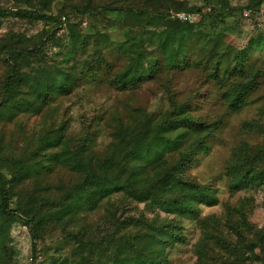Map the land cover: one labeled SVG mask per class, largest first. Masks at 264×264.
<instances>
[{"label": "rangeland", "instance_id": "rangeland-1", "mask_svg": "<svg viewBox=\"0 0 264 264\" xmlns=\"http://www.w3.org/2000/svg\"><path fill=\"white\" fill-rule=\"evenodd\" d=\"M86 1L0 0V7L44 10L45 13L61 17L65 22L70 20L79 32H95L91 24L96 23L101 32H109L115 38H118L116 34L122 35L130 29H136L131 21L115 24L116 20L123 19L122 12L106 13L103 16H107L108 21L99 17L92 23L88 16L79 14V9ZM143 1L150 0H94V4L127 6L133 3V6H138ZM224 1L226 6L217 0L212 3L207 0H168L154 6L153 2L148 4L149 11L161 6V11L167 10L180 22L198 25L196 32L188 36L192 39L179 45L177 62L189 61V69L162 73L158 79L146 82L133 93L118 92L105 83L97 85L84 80L86 82L77 87L71 96H54L41 113L27 111L13 119L9 118V114L1 116L0 173L12 185L14 195L10 209L25 210L35 221H41L40 237L37 239L38 264H54L55 259L63 261L67 258L68 264H112L115 259V240L117 242L122 233H127L130 238L139 234L143 228L136 221L141 217L163 224L176 222L181 228L183 241L167 246L164 251L165 258L171 264H196L200 248L197 247L208 231L205 226L219 225L222 228L232 219L240 220L238 211L247 213L249 222L264 232V185L233 190L234 179L228 171L239 163L236 153L241 146H264V0H259L256 8L249 6H254L257 0ZM178 2L185 3L188 10H176L174 4ZM192 10H198V13H191ZM179 14H186L190 20H181ZM50 30L51 26L44 22L8 18L1 23L0 41L15 35L39 41ZM68 31L65 25L57 33V39L48 40L37 58L28 62L29 65L23 63L31 85L36 86L40 80H44L40 75L42 72L49 80L62 81L59 72L66 67L61 64L62 56L65 51H71L73 45ZM149 45L150 52L159 53L155 42ZM248 48L249 60L261 70V76L249 94L248 104L240 111L232 112L224 100L227 88L206 81L208 72L202 65H192L191 61L197 64L196 61L208 60V57L215 55L216 59L223 56L227 62H231L238 50ZM118 57L114 51L108 56L115 61L116 70L124 67L121 60L117 61ZM71 61L76 63V57H71ZM6 73V66L0 59V89ZM175 93L179 103L192 100L194 117L215 123L218 127L209 140V151L199 152L185 171L187 179L195 182L214 199L212 204L197 205L198 219L202 223L192 216L180 217L168 213L163 207L150 202L139 203L124 193L103 200L94 211L65 213L63 208L70 202L67 200L68 193L85 179L84 173L71 170L74 161L71 153L79 151L78 147L85 144L89 150L80 151L84 161L92 160L94 171L99 173V164L112 155L110 114L122 110V106L136 105L143 107L155 120H160L172 111L170 95ZM59 134L64 137L65 144L55 150H45L46 142ZM64 149L70 153L67 162H54L46 156L54 152L61 154ZM173 156L174 153L165 151L163 161H171ZM154 163V158H149L148 169L139 183L143 187L139 189L151 188L155 183L153 177L158 163ZM166 197L173 198L175 194L173 191L167 192ZM76 233L84 234L85 240H91L94 246L91 254L89 251L84 252L86 260H81L74 253L76 244L69 235ZM236 239V236L231 235L229 241L235 243ZM33 242V234L23 219L15 215L0 217V264H31ZM259 246L262 248L257 251L264 256V243ZM217 252L220 256H226L220 246Z\"/></svg>", "mask_w": 264, "mask_h": 264}, {"label": "trees", "instance_id": "trees-1", "mask_svg": "<svg viewBox=\"0 0 264 264\" xmlns=\"http://www.w3.org/2000/svg\"><path fill=\"white\" fill-rule=\"evenodd\" d=\"M164 1L168 0L143 1L138 6H133V3L127 6H99L94 4V0H87L79 9V14L88 16L92 23L99 17L108 21V17L103 15L114 12L124 14L123 19L116 20L115 24L132 22L133 28L136 29H130L122 35L116 34L118 38L109 32H101L96 23L91 24L95 32H79L75 25H71L70 20L65 22L61 17L45 13L44 10L0 7V26L2 21L8 18L44 22L51 26L46 37L39 41L28 40L22 35L0 41V59L7 69L0 89V118L9 114V118L13 119L27 111L41 113L54 96L69 97L86 81L97 85L105 83L115 91L133 93L146 82L158 79L162 73L189 69V61L177 62L179 45L192 39L188 36L196 32L198 25L180 22L167 10L161 11V6L155 11L147 9L151 2L154 6ZM207 1L212 3L214 0ZM217 1L227 5L224 0ZM184 4L178 2L174 6L178 11H187L188 6ZM258 4L259 0L249 8H256L255 5ZM191 13H198V10H192ZM65 25L69 28L68 33L73 45L71 51H65L62 56L61 64L66 66L59 72L62 81L49 80L42 72L40 75L44 80H40L36 86L31 85L23 63L29 65L28 62L37 58L48 40L57 39V33ZM151 42H155L158 54L150 52ZM249 49L238 50L231 62H227L223 56L216 59L215 55L208 57V60L196 61L197 64L191 61L192 65H202L208 72L206 81H213L221 88H227L224 100L232 112H238L248 104L249 94L261 76V70L254 67L249 60ZM112 51L118 54L117 61L121 60L124 64L119 70L114 67L115 61L108 58ZM91 54L92 56L86 59ZM74 56L76 63L71 61ZM175 95L176 93L170 95L172 111L160 120H155L143 107L136 105L122 106V110L110 114L109 121L113 128L112 155H108L99 164V173L94 171L92 160L84 161V155L80 151L89 150L85 144L78 147L79 151L71 153L74 158L71 170L84 173L85 179L68 193L67 200L70 202L63 208L65 213L94 211L103 200L124 193L139 203L150 202L154 206L163 207L168 213L180 217L192 216L199 220L197 205L212 204L214 199L195 182L187 179L185 171L192 165L199 152L209 151V140L218 127L215 123H207L199 117H194L192 100L179 103ZM251 127L254 128L253 125ZM61 128L63 130L64 126ZM62 144H65L64 137L59 134L46 142L45 150L58 149ZM165 151L174 153L171 161H163ZM69 154L64 149L61 154L54 152L46 156L54 162H67ZM263 156L264 146L257 148L243 145L238 149L236 157L240 161L228 169L234 179L233 190L264 185ZM152 157L155 163H158L155 168L156 175L153 177L155 183L151 188L139 189L143 187L139 183L148 169L147 161ZM78 191L80 192L77 194ZM171 191L175 197L167 198V192ZM13 195L11 183L0 173V217L15 215L25 221L34 240L31 264H38L37 239L40 237L41 221H35L25 210H11ZM238 214L240 220L232 219L222 228L219 225L205 226L208 231L197 247L200 248L196 264H264L263 254L257 251L262 248L259 244L264 243V232L257 230L249 222L247 213L238 211ZM198 222L202 223L200 220ZM136 223H140L143 228L139 234L130 238L127 233H122L117 242L115 240V259L111 260L112 264H171L165 258L164 251L167 246L183 241L181 228L177 223L163 224L142 217ZM231 235L236 236L235 243L229 241ZM69 237L76 244L74 253L81 260H86L84 252L89 251L91 254V249L94 248L91 240L86 241L85 235L80 233ZM218 246L225 250L226 256H220L217 252ZM68 260L55 259L54 264H68Z\"/></svg>", "mask_w": 264, "mask_h": 264}, {"label": "built area", "instance_id": "built-area-1", "mask_svg": "<svg viewBox=\"0 0 264 264\" xmlns=\"http://www.w3.org/2000/svg\"><path fill=\"white\" fill-rule=\"evenodd\" d=\"M246 15H248V14L246 13ZM178 17L181 20H184V21H189L190 20V17H188L186 14H179Z\"/></svg>", "mask_w": 264, "mask_h": 264}]
</instances>
